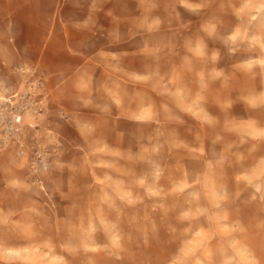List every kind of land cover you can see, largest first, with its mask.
Listing matches in <instances>:
<instances>
[{"label":"rangeland","instance_id":"rangeland-1","mask_svg":"<svg viewBox=\"0 0 264 264\" xmlns=\"http://www.w3.org/2000/svg\"><path fill=\"white\" fill-rule=\"evenodd\" d=\"M261 2L213 0L168 18L180 31L155 43L202 39L218 55L202 62L228 77L227 87L209 84L203 105L217 122L202 126L208 115L197 110L179 122L159 112V123H123L116 150L85 160V197L71 208L42 185L48 173L38 184L25 169L37 191L0 193L11 214L0 219V264H264Z\"/></svg>","mask_w":264,"mask_h":264},{"label":"crops","instance_id":"crops-1","mask_svg":"<svg viewBox=\"0 0 264 264\" xmlns=\"http://www.w3.org/2000/svg\"><path fill=\"white\" fill-rule=\"evenodd\" d=\"M181 9L179 0H0V83L9 90L19 87V68L42 81L48 115L38 117V134L55 147L42 185L63 207L84 199L85 160H97L106 146L116 150L123 123L138 128L154 121L150 108L138 111L142 103L151 102L158 113L178 117V122L188 114L168 93L179 88L194 96L204 60L193 57L190 44L155 43V37L180 31L168 18L178 17ZM155 20L160 24L150 30ZM205 45L210 57L211 47ZM112 54L118 61L111 60ZM117 67L122 71L114 72ZM125 73L151 75L152 80L137 84ZM108 90L124 94L123 103L115 104L117 97ZM85 100L91 104L85 106ZM159 103L170 112L159 109ZM83 124L93 125L94 131ZM25 169L26 158L0 148V193L22 186L37 191ZM9 213L0 199L1 222Z\"/></svg>","mask_w":264,"mask_h":264},{"label":"built area","instance_id":"built-area-1","mask_svg":"<svg viewBox=\"0 0 264 264\" xmlns=\"http://www.w3.org/2000/svg\"><path fill=\"white\" fill-rule=\"evenodd\" d=\"M17 72L22 74V80L16 89L9 90L0 83V148L11 149L17 157L26 158L34 182L41 184V177L48 173L55 152V147L44 143L38 134V117L46 108L41 94L42 81L22 68ZM45 130L49 140L57 146L54 133L48 127Z\"/></svg>","mask_w":264,"mask_h":264},{"label":"clouds","instance_id":"clouds-1","mask_svg":"<svg viewBox=\"0 0 264 264\" xmlns=\"http://www.w3.org/2000/svg\"><path fill=\"white\" fill-rule=\"evenodd\" d=\"M179 2L184 8L188 9L189 11L199 12L201 10L210 8L212 6L213 0H200V2H196V3L190 2V0H179ZM261 5H264V0H262ZM159 24H160L159 20L153 21L152 25L149 26L150 30L151 28L158 27ZM202 31L205 32L209 37H211L216 31V26L215 24L210 23V22L206 23L202 26ZM188 51L192 53L193 57L199 60L211 59V61L215 62L218 58V55L215 52H213L210 57L208 56L206 45L202 39H198L194 44H190L188 47ZM118 59L119 58L115 54L111 55V60L118 61ZM258 63H259V68L261 72L264 73V59H261ZM120 71L122 70L119 67H117L114 70V72H120ZM125 75L132 82L137 83V84H142V85H149L152 80L151 75H140L137 73H125ZM197 76L199 78V91H197L194 96L188 95L183 89H179V88L175 92L168 93L170 96L173 97L175 103L177 104L178 107H180L181 111L188 113L193 117H194V111H197V110L207 113L203 105L207 99L209 83L211 80L223 78L224 86L225 87L228 86L227 85L228 77L224 75L223 71H217L216 69H212V71L208 74L201 71L197 73ZM48 94L50 95L51 93H48ZM260 94L264 95V90H261ZM108 95L110 97H112L113 95L117 97V99L113 101L115 104L120 105L121 102L123 103L124 94L118 91L112 92L111 90H108ZM84 103H85V106H87L91 104V100H85ZM231 103L232 102L230 100H227L223 103L222 106L224 108H229L231 107ZM45 107L47 106L45 105ZM145 107L150 108L152 111L151 120H156V117L158 116L159 113L157 112L155 105L152 104L151 102L142 103L138 111L142 110ZM161 107L163 108L164 113L170 112V109L168 108L167 104L162 105ZM47 115L48 113L47 111H45L43 116L46 117ZM207 115H208V119L205 121H201L202 126L203 125H208V126L214 125L217 122L215 118L210 116L208 113ZM167 118L168 119H178V117H173L170 115ZM148 121L149 120H139V122L141 123H147ZM156 122L159 123L158 120H156ZM83 125L89 128H93V131H94L93 125L91 124H83ZM246 142L247 141L245 140L240 141L241 144L246 143ZM253 147H255V144L253 145ZM194 264H201V261L200 260L194 261ZM209 264H221V261L209 262Z\"/></svg>","mask_w":264,"mask_h":264}]
</instances>
